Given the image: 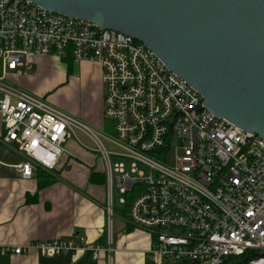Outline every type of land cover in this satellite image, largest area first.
<instances>
[{
    "label": "built area",
    "instance_id": "obj_1",
    "mask_svg": "<svg viewBox=\"0 0 264 264\" xmlns=\"http://www.w3.org/2000/svg\"><path fill=\"white\" fill-rule=\"evenodd\" d=\"M69 55L100 67L103 119L112 123L113 138L8 80L30 57ZM0 66V154L19 158L0 159V178L4 168L23 180L54 171L75 139L103 164L109 229L104 244L54 239L3 245V255L87 252L94 261L111 259L117 189L128 222L151 239V264H235L234 257L264 264V140L208 111L203 97L143 43L31 0H0Z\"/></svg>",
    "mask_w": 264,
    "mask_h": 264
},
{
    "label": "water",
    "instance_id": "obj_2",
    "mask_svg": "<svg viewBox=\"0 0 264 264\" xmlns=\"http://www.w3.org/2000/svg\"><path fill=\"white\" fill-rule=\"evenodd\" d=\"M135 38L204 99L264 140V0H31Z\"/></svg>",
    "mask_w": 264,
    "mask_h": 264
},
{
    "label": "crops",
    "instance_id": "obj_3",
    "mask_svg": "<svg viewBox=\"0 0 264 264\" xmlns=\"http://www.w3.org/2000/svg\"><path fill=\"white\" fill-rule=\"evenodd\" d=\"M49 61L55 64V67L63 69L65 62L61 59L53 56H33L27 65L19 67L18 73H11L8 80L22 91L45 98L48 93L43 81H37L35 74L25 71L33 70L34 65L40 70L43 63ZM82 64L100 69L92 63ZM25 67H28V70H25ZM100 96L99 107H91L81 115V121L94 130L102 129L104 124L103 94ZM65 147L68 154L61 158L57 168L54 171H44L48 174L47 178L53 179L49 184L43 182L40 185L36 176L31 180H23L12 170H2L0 264H151L147 258L151 246L149 235L128 222L126 206L119 203L114 204L113 208L111 232L114 251L111 259L94 261L87 252L55 257L44 256L38 251H30L21 257L1 253L3 245L26 246L54 239L82 237L93 245L105 243L109 232L107 189L105 182L99 185L90 181L92 172L103 173L96 167L99 156L79 147L74 141H68ZM9 157L16 158L19 162V158Z\"/></svg>",
    "mask_w": 264,
    "mask_h": 264
},
{
    "label": "rangeland",
    "instance_id": "obj_4",
    "mask_svg": "<svg viewBox=\"0 0 264 264\" xmlns=\"http://www.w3.org/2000/svg\"><path fill=\"white\" fill-rule=\"evenodd\" d=\"M66 66L67 64L63 63V69H59V66L55 67V64L49 61L43 63L40 70H38L37 66L34 65L33 70L25 72L33 75L35 74L34 76H37V81H43L44 87L47 88L48 93L45 96V100L49 104L65 111L73 118L81 121V115L84 111L89 110L91 107H96V109L99 107V101L101 99L100 95L103 94L101 69H97L95 66L93 67L92 65L82 63H74V65H72L70 69ZM24 69L28 70V67H25ZM37 96L44 97L40 95ZM97 131H99V133L102 134L105 138L114 137L112 123L104 122L103 128ZM77 136L82 143L91 145L90 141L81 134H77ZM71 141L77 143L75 139ZM104 142L106 143V147L108 149H111V146L106 141ZM176 146L177 144L175 142L173 144V147ZM0 159L5 162H17L16 158H10L9 156H5L2 154H0ZM96 167L101 171H103L104 169L103 164L99 158H97L96 160ZM121 196L122 195H120L119 191L117 189H114L113 197L115 205H119L118 200Z\"/></svg>",
    "mask_w": 264,
    "mask_h": 264
},
{
    "label": "trees",
    "instance_id": "obj_5",
    "mask_svg": "<svg viewBox=\"0 0 264 264\" xmlns=\"http://www.w3.org/2000/svg\"><path fill=\"white\" fill-rule=\"evenodd\" d=\"M63 61L65 63H67L68 68L70 69L74 63L73 59L71 58V56L69 55L67 58L63 59ZM36 177L38 178V180L40 181V185L45 182V184H49L53 181L52 178H47L48 174H46V172L44 171H38ZM42 179H49V180H42ZM90 181L94 184H99L102 185L105 182V177L103 173H97V172H92L91 176H90ZM236 259V260H235ZM232 261H235V264H247V261L241 262V259L238 257H234L231 258Z\"/></svg>",
    "mask_w": 264,
    "mask_h": 264
}]
</instances>
